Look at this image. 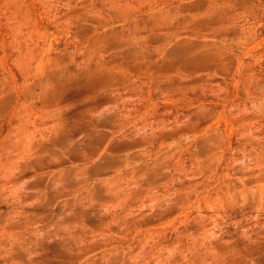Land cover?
<instances>
[{"label":"rangeland","instance_id":"374dc122","mask_svg":"<svg viewBox=\"0 0 264 264\" xmlns=\"http://www.w3.org/2000/svg\"><path fill=\"white\" fill-rule=\"evenodd\" d=\"M0 264H264V0H0Z\"/></svg>","mask_w":264,"mask_h":264}]
</instances>
